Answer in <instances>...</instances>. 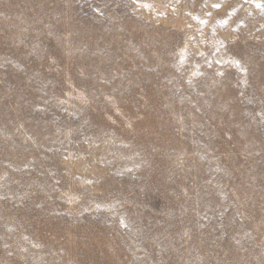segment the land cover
Returning a JSON list of instances; mask_svg holds the SVG:
<instances>
[{
    "label": "rangeland",
    "instance_id": "rangeland-1",
    "mask_svg": "<svg viewBox=\"0 0 264 264\" xmlns=\"http://www.w3.org/2000/svg\"><path fill=\"white\" fill-rule=\"evenodd\" d=\"M0 264H264V0H0Z\"/></svg>",
    "mask_w": 264,
    "mask_h": 264
}]
</instances>
